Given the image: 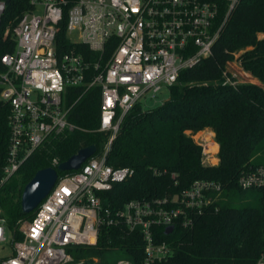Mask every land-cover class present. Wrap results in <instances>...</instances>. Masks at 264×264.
I'll return each mask as SVG.
<instances>
[{"label": "built area", "instance_id": "obj_1", "mask_svg": "<svg viewBox=\"0 0 264 264\" xmlns=\"http://www.w3.org/2000/svg\"><path fill=\"white\" fill-rule=\"evenodd\" d=\"M226 1L229 15L238 0ZM66 4L31 0L32 8L5 30L4 38L12 33L17 47L1 57L6 68L0 72L1 98L10 104V139L0 165V192L52 134L75 128L67 105L70 88H100L99 131L110 138L100 154L75 173L59 177L33 218L19 222L21 239L15 240L0 205V244L10 242L13 248L0 264H64L69 248L95 246L101 227L121 224L145 241L141 264H175L170 243L157 242L156 234H167L171 225L174 231L191 229L207 210L218 211L224 185L198 179L173 196L132 199L113 210L102 194L130 178L134 169L114 167L107 159L130 110L144 97L156 98L170 90L184 70L213 54L224 25L216 26L219 6L209 0H77L66 15ZM6 8V0H0V25ZM64 20L69 46L60 49ZM78 45L87 46L89 56ZM228 74L237 76L227 64L224 75ZM212 140L216 142L215 135ZM206 143H200L202 163L218 165L219 150L206 152ZM214 155L217 164L211 162ZM238 185L242 191L259 190L264 197V164L243 172ZM115 264L132 263L123 257ZM252 264H264V251Z\"/></svg>", "mask_w": 264, "mask_h": 264}, {"label": "trees", "instance_id": "obj_2", "mask_svg": "<svg viewBox=\"0 0 264 264\" xmlns=\"http://www.w3.org/2000/svg\"><path fill=\"white\" fill-rule=\"evenodd\" d=\"M76 1L66 0V15ZM209 1L219 6L216 26L224 22L213 54L184 70L170 88L169 98L159 107L143 111L136 105L128 112L107 161L117 168L131 167L134 174L102 195L104 203L116 210L132 199L173 196L198 179L220 181L225 191L218 211L207 210L191 229L179 227L171 234L162 230L156 234V241L170 243L175 264H252L264 251V197L256 206H238L232 199L242 192L240 175L262 164L256 157L264 150V86L237 82L232 74L225 76L224 71L236 53L245 49L239 58L242 68L264 84V0H238L229 15L226 0ZM6 3L0 25V72L6 70L2 55L17 47L12 33L4 38L5 30L9 25L13 28L32 8L31 0ZM65 24L64 20L58 38L60 49L69 46ZM78 48L89 56L87 46ZM101 99L99 87L87 91L81 87L68 89L69 120L75 128L52 134L0 192L3 215L14 230L15 240L21 239L16 229L19 222L34 216V212H22L21 197L36 172L56 167L83 147L96 145V155L106 148L110 135L99 131ZM9 113L10 104L1 98L0 87V165L5 163L8 152ZM206 129L215 133L219 144L218 165L202 163L203 147L193 138ZM212 151H218L216 143ZM75 172H61L60 177ZM70 251L80 258L100 257L103 264H111L109 256L120 251L125 260L141 264L145 241L139 232H131L123 224L103 226L97 245L75 246Z\"/></svg>", "mask_w": 264, "mask_h": 264}, {"label": "rangeland", "instance_id": "obj_3", "mask_svg": "<svg viewBox=\"0 0 264 264\" xmlns=\"http://www.w3.org/2000/svg\"><path fill=\"white\" fill-rule=\"evenodd\" d=\"M260 36L262 37L263 35H260ZM244 52H245V49H241L236 53L234 60L228 63L229 69L235 74H237L236 78L239 80V82L255 83V84L264 86V84H262L259 80H255V78H253L251 75L246 73L247 71L243 70L240 64L239 58L241 54ZM169 96H170V90L164 89L159 94V96L156 98L144 97L140 102L141 108L143 111L155 109L159 107L166 99H168ZM209 132L214 133L213 131L206 129V130H202L194 134L193 138L198 143L204 144L205 143L204 138ZM191 133H192L191 131L187 132V134H191ZM214 156L217 158V155H214ZM256 160L258 163L264 164V150L256 157ZM211 162H212V158H211ZM217 163H214V164H217ZM261 196H262V193L259 190L249 189V190L234 194L232 200L238 206H256L260 204ZM12 254H13V248L10 242L0 244V260L4 257L11 256ZM123 257H124V254L118 251L110 255L108 259L110 260L111 264H115L114 262H116L118 259L123 258ZM64 264H103V263L101 262L100 257L89 256L86 258H80L78 257V254L76 252L70 251L68 255V259L66 260Z\"/></svg>", "mask_w": 264, "mask_h": 264}, {"label": "water", "instance_id": "obj_4", "mask_svg": "<svg viewBox=\"0 0 264 264\" xmlns=\"http://www.w3.org/2000/svg\"><path fill=\"white\" fill-rule=\"evenodd\" d=\"M96 145L81 148L68 160L59 163L56 167L50 166L40 169L25 186L21 197V209L24 214L33 213L39 204L48 196L61 172L77 171L97 152ZM174 232V226L166 228V233Z\"/></svg>", "mask_w": 264, "mask_h": 264}, {"label": "bare ground", "instance_id": "obj_5", "mask_svg": "<svg viewBox=\"0 0 264 264\" xmlns=\"http://www.w3.org/2000/svg\"><path fill=\"white\" fill-rule=\"evenodd\" d=\"M213 137H214V133L209 132L204 139L207 141V143L205 144V151L214 154L216 152L212 151V148L214 146V143L216 142L212 140ZM213 159L216 160V157L215 156L212 157V162H213Z\"/></svg>", "mask_w": 264, "mask_h": 264}, {"label": "crops", "instance_id": "obj_6", "mask_svg": "<svg viewBox=\"0 0 264 264\" xmlns=\"http://www.w3.org/2000/svg\"><path fill=\"white\" fill-rule=\"evenodd\" d=\"M247 74L251 75L250 73L246 72ZM252 76V75H251ZM253 77V76H252ZM254 78V77H253ZM257 79V78H255ZM258 80V79H257ZM218 144V143H217ZM218 150H219V144H218Z\"/></svg>", "mask_w": 264, "mask_h": 264}]
</instances>
